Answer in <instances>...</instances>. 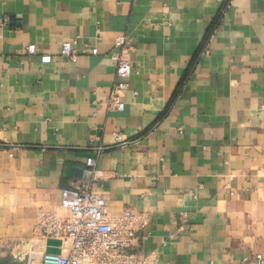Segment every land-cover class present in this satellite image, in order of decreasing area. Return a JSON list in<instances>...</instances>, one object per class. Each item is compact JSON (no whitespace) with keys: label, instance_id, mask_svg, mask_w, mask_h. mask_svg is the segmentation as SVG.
Listing matches in <instances>:
<instances>
[{"label":"crops","instance_id":"obj_1","mask_svg":"<svg viewBox=\"0 0 264 264\" xmlns=\"http://www.w3.org/2000/svg\"><path fill=\"white\" fill-rule=\"evenodd\" d=\"M119 34L132 73L109 110ZM87 157L155 264L264 257V0H0V264Z\"/></svg>","mask_w":264,"mask_h":264},{"label":"built area","instance_id":"obj_2","mask_svg":"<svg viewBox=\"0 0 264 264\" xmlns=\"http://www.w3.org/2000/svg\"><path fill=\"white\" fill-rule=\"evenodd\" d=\"M76 43V37L64 41L61 55L72 58V46ZM129 49L131 46L125 35L114 37L110 58L115 64L116 80L103 101L109 110H122L124 107L122 97L132 73L131 64L125 56V51ZM27 51L34 54V45L29 44ZM89 51L97 54L94 46ZM40 60L47 62L49 56L42 55ZM114 141L115 145L128 142L119 132L114 134ZM85 164L90 177L69 179L60 190L59 205L40 212L31 237L16 242L10 249L13 261L17 264H155L156 258L143 255L140 250L146 237L136 227L140 214L131 208H124L119 217L109 216L104 197L94 188L100 178L95 159L87 157ZM49 240L58 241V244H48ZM48 248L55 251H48ZM254 261L255 264H264V257L256 254Z\"/></svg>","mask_w":264,"mask_h":264},{"label":"water","instance_id":"obj_3","mask_svg":"<svg viewBox=\"0 0 264 264\" xmlns=\"http://www.w3.org/2000/svg\"><path fill=\"white\" fill-rule=\"evenodd\" d=\"M10 20L12 21V17H10ZM64 174L67 177H83L88 179L90 177V171L85 170L83 171L80 168H65L64 169ZM48 244H58V241L55 240H49ZM48 251H55L54 249L48 248Z\"/></svg>","mask_w":264,"mask_h":264},{"label":"rangeland","instance_id":"obj_4","mask_svg":"<svg viewBox=\"0 0 264 264\" xmlns=\"http://www.w3.org/2000/svg\"><path fill=\"white\" fill-rule=\"evenodd\" d=\"M11 259H12V258H11ZM12 262H13L12 264H17V263H15V261H13V259H12Z\"/></svg>","mask_w":264,"mask_h":264}]
</instances>
